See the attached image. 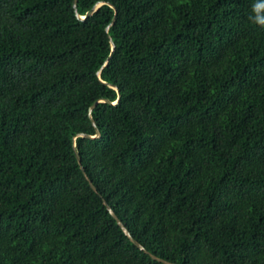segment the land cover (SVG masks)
Listing matches in <instances>:
<instances>
[{
    "label": "trees",
    "instance_id": "trees-1",
    "mask_svg": "<svg viewBox=\"0 0 264 264\" xmlns=\"http://www.w3.org/2000/svg\"><path fill=\"white\" fill-rule=\"evenodd\" d=\"M257 15L262 0H0V264H163L103 200L159 258L264 264Z\"/></svg>",
    "mask_w": 264,
    "mask_h": 264
},
{
    "label": "water",
    "instance_id": "water-1",
    "mask_svg": "<svg viewBox=\"0 0 264 264\" xmlns=\"http://www.w3.org/2000/svg\"><path fill=\"white\" fill-rule=\"evenodd\" d=\"M76 1L77 0H73V7L76 9ZM103 3L101 2V3H97L96 5H94L87 13H86V15L84 16V17H81V16H79V14L76 12V15L80 18V19H84L85 17H87V16H89V15H91L93 12H95L96 11V9L100 6V5H102ZM109 6H111V7H113V5H111L110 3H109ZM114 21H115V17H113V19H112V21L110 22V24L106 27V31L109 29V27H110V25H112L113 23H114ZM110 44H111V47H112V49L114 48V43L112 42V40H110ZM99 73H100V71H98V75H99ZM110 86H112V85H110ZM113 88H116L115 86H112ZM118 98H119V95H118ZM100 101H102V102H108V103H111L109 100H107V99H101V100H97V101H95L91 106H90V108H89V111H88V116L90 117V119H91V122H92V124L94 125V121L92 120V118H91V112H92V110H93V108L95 107V105L98 103V102H100ZM117 102V101H116ZM116 102H114V103H116ZM114 103H112V104H114ZM81 136H83V137H88V138H98L99 136H100V132H99V130L96 128V133H95V135H93V136H90V135H86V134H80ZM76 156H77V159H78V161L80 162V157H79V155L76 153ZM81 169H82V171L84 172V175L87 177V175H86V173H85V171H84V169H83V167H81ZM87 179H88V182H89V184H90V186L92 187V189L94 190V191H97V188L92 184V181L87 177ZM103 204L106 206V209L108 210V212L110 213V215L113 217V219L117 222V224L119 225V227L121 228V230L124 232V234L129 238V240L133 243V244H135L140 250H142L144 253H146V254H149L150 255V257L153 259V260H156V261H158V262H160V263H163V264H176V263H174V262H170V261H167V260H165V259H162V258H159V257H157V256H155V255H153V254H151V253H149L145 248H144V246L143 245H141L139 242H137L132 236H131V234H130V232H129V230L125 227V225L122 223V221L117 217V215L115 214V212L113 211V209L111 208V206L105 201V200H103Z\"/></svg>",
    "mask_w": 264,
    "mask_h": 264
},
{
    "label": "clouds",
    "instance_id": "clouds-1",
    "mask_svg": "<svg viewBox=\"0 0 264 264\" xmlns=\"http://www.w3.org/2000/svg\"><path fill=\"white\" fill-rule=\"evenodd\" d=\"M264 2V0H262ZM257 23L264 24V16H259L257 15L256 17L253 18Z\"/></svg>",
    "mask_w": 264,
    "mask_h": 264
}]
</instances>
